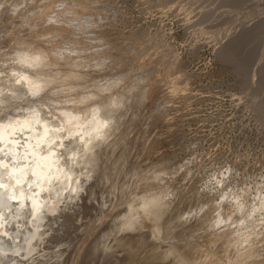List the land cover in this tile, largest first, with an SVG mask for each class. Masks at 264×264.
<instances>
[{
  "label": "bare ground",
  "instance_id": "6f19581e",
  "mask_svg": "<svg viewBox=\"0 0 264 264\" xmlns=\"http://www.w3.org/2000/svg\"><path fill=\"white\" fill-rule=\"evenodd\" d=\"M132 1L0 0V264H264V161L201 148L188 108L211 45L264 130V0H143L186 54Z\"/></svg>",
  "mask_w": 264,
  "mask_h": 264
},
{
  "label": "rangeland",
  "instance_id": "374dc122",
  "mask_svg": "<svg viewBox=\"0 0 264 264\" xmlns=\"http://www.w3.org/2000/svg\"><path fill=\"white\" fill-rule=\"evenodd\" d=\"M138 1L142 2L143 0L132 1L133 3L131 2V6H132L130 9L131 11H129V13H128V18L131 20V22H134L135 23L134 25H137L138 28L143 27V26L146 28H149V31L152 33V36H155L158 32H161L162 27H164L166 29V33L174 32L175 36L176 35L178 36V39L180 42L178 44L180 51H181L180 53L186 54L187 52H183V51H186V48H184V42H183L184 36H185L184 30L182 28H179L177 24L176 25L173 24L174 21L170 19L168 14H162V13H155L154 14L152 12V9L150 10L148 8L150 6V3L151 4L155 3L154 0H152L151 2L147 1L148 4H146L147 3L146 1H145L146 3L142 2L143 4H141ZM137 2H138V4H137ZM139 10L143 11V12H139ZM144 10H146V12ZM128 26H129V24H128ZM128 26L125 25V27H127L126 31L130 30V28ZM207 39H209V38H207L205 35H203V36L197 35V38H194V42L196 40H198L201 43L207 42V44H208L209 41ZM188 53L191 54L190 52H188ZM189 69L192 71L193 75L196 78V81H194L192 83V86H191L192 94H196V96L198 95L197 97L196 96L194 97L195 99H193V98L192 99L193 100H196L199 98L202 99V97L204 96L203 99L205 100V101H203V99H202L203 102H201V100L199 99L200 104H195L196 106L191 105L192 108L190 105L188 106V108L190 107L189 109L192 110L191 112H193V113L189 112L190 110L187 109L186 106L185 107L182 106L181 109H179L181 114H183V113L185 114L188 111V114L191 113L190 116L193 115V118L195 119V120H192L193 125H192V128L190 129V134L192 135V133H193L192 137L197 136V138L201 139V137L203 136L201 139V145H202L201 148H203V146L204 147L214 146L213 148H216V151H218V152H216V154H218L219 156H222V157L224 156V158L228 157V158H232L231 160H234L236 157V154H238V152H239V154L240 153L243 154L244 159L247 157L245 159V161H247V162L250 160L252 163L258 162V161L263 162L264 161V135H263L264 130H262L261 127L258 125L255 126L254 125L255 121H253L252 124H250L249 119L246 117L244 118L245 115L243 113L241 114L239 109L237 107H235L236 104H233L236 102H234V99H233L234 97L232 98V96H231L233 93L231 91H234V88H235L234 84H235L237 79L233 75V72L231 71L232 67L224 66V64L217 58V52H214V49L211 48V45H207V47L204 50H202V52H200V57L197 58L193 62V64L191 65V67ZM223 70H225V71H223ZM211 81H212V84H211ZM209 83H210V86L212 88L209 86ZM216 85H218V86H216ZM207 86H208V88H207ZM219 86H221L222 88H220ZM232 86H233V88H232ZM223 88H225V90ZM238 90H240V89H238ZM196 92H201V93H196ZM213 93H215V94H213ZM217 93H219V94L216 95ZM225 95H226V97H225ZM221 97L224 98L225 102L223 99H221ZM226 100H228V101H226ZM213 101H214V103L216 101L217 102L214 104ZM204 102L205 103L207 102L208 104L207 103L205 104ZM209 105H211V106L215 105V107L210 106L212 111H211ZM219 105L221 107L220 110L217 109V108H220ZM226 107L228 108V110ZM183 108L184 109L186 108L185 111H183L184 110ZM197 108L198 109L202 108V109H199L201 111L198 112L199 110ZM230 108H232V110ZM216 109L219 111H217ZM223 109L224 110L226 109V110L224 111ZM235 109H238V110H235ZM213 110H215V112ZM208 111L209 112L211 111V112L209 113ZM180 112H178V113L180 114ZM202 112L204 114H202ZM198 113H199V115H198ZM196 114H197V116H196ZM200 114H202V115L200 116ZM211 114L214 115V116L212 115L213 118H210V117H212ZM236 114H238V115H236ZM215 115H219L220 118H218V116H217V118H215L216 117ZM220 115H222V116H220ZM205 116H207V118L209 117L208 119H210V120L208 121ZM239 117H241V118L243 117V118L241 119ZM218 120L219 121L221 120V121L219 122ZM199 121H200V123H199ZM194 123L197 125L195 126ZM205 123H206L208 128L207 127L205 128V126H206ZM220 124H222V125H220ZM198 127H200V128H198ZM196 130H197V132H196ZM193 131H195V132H193ZM198 133H199V135H198ZM212 134L213 135L215 134L214 140L216 143L212 139L213 138ZM207 136H209L211 138H208ZM216 138H218V139H216ZM209 139L210 140L212 139L211 144H210L211 141H208ZM216 140L218 141V144H220V145L217 144ZM205 141H207L206 142L207 144L205 143ZM213 143H214V145H213ZM219 147H220V149H219ZM235 147H236V149H235ZM201 148H200V151L199 150L198 151L203 154V151L201 150ZM233 149L235 151H233ZM222 154H225V155H222ZM234 154H235V156H234ZM251 154H253V155H251ZM248 155H249V157H248ZM253 156H255V158ZM251 157H253L254 159H252ZM260 157H261V160L258 159ZM204 160H205V158H204ZM256 160H258V161H256Z\"/></svg>",
  "mask_w": 264,
  "mask_h": 264
},
{
  "label": "snow or ice",
  "instance_id": "6c2138e0",
  "mask_svg": "<svg viewBox=\"0 0 264 264\" xmlns=\"http://www.w3.org/2000/svg\"><path fill=\"white\" fill-rule=\"evenodd\" d=\"M17 83H20V81H17ZM30 95L36 96V95H39V93L38 92H32V93H30ZM71 142L72 141L69 140V143L70 144H71ZM65 162L67 163V160ZM0 167L6 168L7 165H5L3 161H0ZM17 172H20L22 174L19 177L16 176V173L15 172L14 173H11V175L13 176L14 181H15L14 186L17 187V188H21L22 185L27 181V174H23V169H19V168L17 169ZM32 174L33 175H36V173H32ZM0 188H6V185L3 184V183H0ZM10 199L17 200L18 197L15 196V195H13L12 197H10Z\"/></svg>",
  "mask_w": 264,
  "mask_h": 264
}]
</instances>
